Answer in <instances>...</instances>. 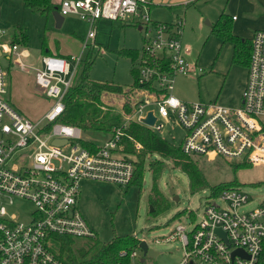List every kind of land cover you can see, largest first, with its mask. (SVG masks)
<instances>
[{
	"label": "built area",
	"instance_id": "built-area-1",
	"mask_svg": "<svg viewBox=\"0 0 264 264\" xmlns=\"http://www.w3.org/2000/svg\"><path fill=\"white\" fill-rule=\"evenodd\" d=\"M150 5V0H60L58 5L60 15L74 14L88 24L87 39L96 36L98 21L105 19L137 26L145 40L134 61L142 98L126 122L104 133L99 144L80 127L60 121L86 41L80 54L41 57L35 81L50 106L39 120L27 118L10 103L6 72L0 64V264H64L52 252L55 235L75 239L94 235L79 209L80 182L129 185L135 166L122 155L123 138L128 137L134 149H142L124 131L129 121L159 136H164L170 123L179 125L184 131L180 147L192 157L219 156L264 166V30L251 37L239 106L186 102L174 94L176 78L203 69L187 59L190 48L182 40L184 20L154 22ZM18 48L0 41V55L25 69ZM149 113L155 118L151 125L145 123ZM54 139L66 143L53 145ZM16 198L32 202L27 220L8 210ZM194 215L185 213L186 218ZM160 241L181 244L177 264H264V195L253 199L239 186L224 189L207 200L199 221L179 222ZM237 250L244 256L234 255ZM119 255L128 256L129 262L139 260L136 250H121Z\"/></svg>",
	"mask_w": 264,
	"mask_h": 264
},
{
	"label": "rangeland",
	"instance_id": "rangeland-1",
	"mask_svg": "<svg viewBox=\"0 0 264 264\" xmlns=\"http://www.w3.org/2000/svg\"><path fill=\"white\" fill-rule=\"evenodd\" d=\"M246 1L253 9L256 0H195L188 6L185 5V0H153L154 5L150 7L151 19L154 22L183 19L182 40L190 48L187 59L196 61L206 71L199 78L194 75L196 73L176 78L174 94L179 99L186 102H216L218 105L231 107L226 99L237 95L239 85L245 78V68L232 60L230 42L221 44L218 38L210 34V26L205 24L202 16L208 21L209 18L214 20L213 16L217 11L224 8L226 13L241 17V10L235 9H241ZM257 1L264 5V0ZM7 3L8 0H2L0 4V13L3 15L7 13ZM14 5L17 12L12 10L15 15L12 20L17 22L16 25L23 26L28 36L24 48L29 56L22 58L27 69L20 71L13 63L8 67L11 61L5 56L0 57V64L6 72L10 102L27 118L34 121L43 118L50 106V100L35 83V70L40 68L41 57L47 48L77 55L81 53L82 44L86 41L88 45L81 55L83 60L87 58L92 61L88 71L91 80L113 83L123 88L135 83L132 74L135 62L131 57L120 53L124 49L141 51L145 46L143 34L137 26L102 19L97 23L96 36L87 39L89 26L77 15L63 16L62 24L57 26L52 13L41 15L22 8V14L18 13L20 2L15 1L12 6ZM0 26L1 30L7 32L1 35V39L10 43L14 27L7 29L2 24ZM238 37L245 39L241 35ZM212 70L214 72L209 75ZM104 100L105 107L111 114L121 112L123 96L106 95ZM86 136L97 144L105 138L103 132L88 133ZM183 136V129L174 123H170L164 133L165 139L176 146L182 143ZM147 158L146 165L152 161L148 155ZM197 159L206 183L194 191L190 188L185 172L173 168L169 161L164 162V168L156 180L164 199L153 210L149 202L153 180L147 167L141 187L134 183L118 185L106 181L82 180L79 187V209L94 235L78 238V242L90 245L132 235L140 242L144 241L157 255H145L139 247H134L139 260L135 259L130 264H177L182 257L181 244L178 241L161 242L160 238L168 236L179 222L191 224L199 221L206 202L211 197L212 186L236 182L253 199L264 195L263 165L237 166L238 161L219 156ZM14 202V206L8 210L21 216V220H27L34 209L32 202L23 198H16ZM188 211L194 212V217L186 218L185 213ZM141 259L143 262H140Z\"/></svg>",
	"mask_w": 264,
	"mask_h": 264
},
{
	"label": "trees",
	"instance_id": "trees-1",
	"mask_svg": "<svg viewBox=\"0 0 264 264\" xmlns=\"http://www.w3.org/2000/svg\"><path fill=\"white\" fill-rule=\"evenodd\" d=\"M24 5L30 11L43 15L58 10V5L52 0H24ZM211 34L218 37L223 44L232 42V60L244 66L248 65L251 41L241 40L233 35L226 15H220L212 27ZM11 40L13 43L25 44L27 36L24 32L14 33ZM120 55L129 56L135 61L138 51L124 49ZM91 65L92 61L87 58L82 59L78 65L72 84L64 98L65 108L60 121L78 126L85 133L110 132L113 127L121 126L126 122L142 98V92L136 85L137 70H132L135 83L128 88H123L113 83L91 80L88 76ZM106 95L123 96L124 101L120 113L111 114V111L106 108L107 106L105 107ZM124 131L127 136L142 145V149L136 150L128 137L123 138L125 151L122 152V155L132 161L135 166L134 175L129 184L134 183L141 187L144 184L147 167L153 180L149 196L152 208H156L155 205L164 199V195L156 185V180L164 168L165 161H169L173 168L180 169L187 174L191 190L194 191L206 183L202 171L197 165V157L185 154L180 145L176 146L149 128L132 121L128 122ZM147 155L152 161L146 165ZM237 166H250V164L238 163ZM237 186L236 182L212 186L211 195H218L224 189ZM178 213L176 215H179ZM53 241L52 252L64 264H130L128 256H120L119 252L121 250L130 252L134 250V247H139L140 243L132 235L119 236L109 242H95L90 245H84L79 243L78 239L64 235H55Z\"/></svg>",
	"mask_w": 264,
	"mask_h": 264
},
{
	"label": "crops",
	"instance_id": "crops-1",
	"mask_svg": "<svg viewBox=\"0 0 264 264\" xmlns=\"http://www.w3.org/2000/svg\"><path fill=\"white\" fill-rule=\"evenodd\" d=\"M15 1L20 2V6H18V13H22L23 14L24 11H23L22 8H24V10L26 9V10L30 11L29 9H27L25 7L24 0H8L7 13L5 15L0 13V25L2 24L3 26H6L7 29H9L11 27H14L13 33L11 34V39H12V36H13L14 33L24 32L26 34V36H27L26 29H24L23 26H20L19 24L16 25L15 23H17V22H14L12 20L13 17L15 16L13 14L12 10L17 12L16 9H15V5L16 4L14 6H12V4L15 3ZM150 1H151V6L150 7L152 8V6L154 5V2H153V0H150ZM194 1L195 0H185V2H186L185 5L188 6L190 2L193 3ZM1 2H2V0H0V4H1ZM52 2L57 4V5H59L60 0H52ZM21 5H22V7H21ZM235 10L236 11L241 10L242 16L241 17H237L235 14L226 13L225 12L226 10L224 8H223L222 11H220V10L217 11L216 15L213 16V17H215V18H213L214 20H211L212 18H209L210 21H208V20H206L205 16H202V20H204L205 24L210 26V34H211L212 27L216 24V22H217V20H218V18L220 17L221 14L227 16V18H228V20L230 22V25H231V30H232V26H233V31H232L233 35H235L236 37H238L240 35L245 37V39L244 38L241 39V38L238 37L241 40L251 41V37H252V35H253V33L255 31L264 30V5L261 4L259 1L256 0L255 6L253 7V9H252V5L248 1H246V2L243 3L241 9H235ZM30 12L37 13V12H33V11H30ZM8 13H9V15H8ZM38 14H40V13H38ZM52 14H53V12H52ZM41 15H43V14H41ZM62 22H63V20H62ZM191 24L194 25L193 23H191ZM187 29H188V26H187ZM0 30H1V28H0ZM5 34H7L6 31H4L3 34L0 33V41L3 42V40L1 39V35H5ZM211 35H213V34H211ZM216 38H218V37H216ZM27 42H28V36H27ZM27 42L25 44L14 43V44L18 45V47H19L18 51H22L23 52L22 55L20 56V61L21 62H23L22 58H25V57L29 56L27 50L24 48V47H26ZM11 43H13L12 40H11ZM220 43L223 44L221 42V40H220ZM225 43H227V42H225ZM230 43L232 44V51H233V43L232 42H230ZM47 54H55V55H59V56H63V57H70L72 55V54H68V53H65V52H61L58 49H52V48L44 49V54L43 55H47ZM231 57H232V54H231ZM6 59L9 60L7 57H6ZM12 63L20 71H25L27 69V66H26L25 69H20L19 66L13 61L9 62L8 67L13 65ZM194 63H196V65H197L196 61ZM247 66L243 65V67L245 68V78L242 79V81H241V83L239 85L237 95L235 94L234 96H230V97H228L226 99V102L229 103L231 105V107L239 106L240 103H241V94H242V91H243L244 86H245L246 75H247ZM202 69H203L202 73H199V74L196 73L194 75L198 76V78L201 77L206 72L204 68H202ZM212 72H214V71L213 70L210 71L209 75ZM35 83H36V81H35ZM8 99H9V96H8ZM180 99L182 100V98H180ZM9 101H10V99H9ZM261 121H262L263 126H264V114L261 117ZM161 137L165 138L164 136H161ZM123 148H124L123 151H125V146Z\"/></svg>",
	"mask_w": 264,
	"mask_h": 264
},
{
	"label": "water",
	"instance_id": "water-1",
	"mask_svg": "<svg viewBox=\"0 0 264 264\" xmlns=\"http://www.w3.org/2000/svg\"><path fill=\"white\" fill-rule=\"evenodd\" d=\"M53 16H54V19L56 21L57 26H60L61 23H62V20H63V16L59 14L58 10H56V11L53 12ZM154 119L155 118L152 115V113H149L148 116H147V118L145 119V123L151 125V124L154 123ZM52 143H53V145L59 146V145L65 144L66 143V140L65 139H61V140L60 139H54L52 141ZM151 210H153L152 207H151ZM217 232L220 233V234H222V236L224 237V234L221 233V231L219 229H217ZM139 248L142 250L143 254H145V255H149V256H153V257H155L157 255V252L154 251V250H152V249H150V248H148V246L146 245V243L144 241H141L139 243ZM233 254L234 255L235 254H241V255H243V253H242L241 250H237ZM142 261H143V259H141V262Z\"/></svg>",
	"mask_w": 264,
	"mask_h": 264
}]
</instances>
